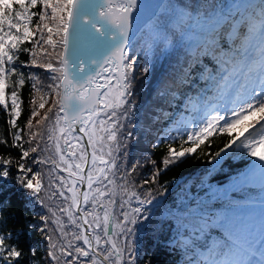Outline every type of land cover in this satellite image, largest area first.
Segmentation results:
<instances>
[{"label": "snow or ice", "instance_id": "snow-or-ice-1", "mask_svg": "<svg viewBox=\"0 0 264 264\" xmlns=\"http://www.w3.org/2000/svg\"><path fill=\"white\" fill-rule=\"evenodd\" d=\"M169 27L192 58L141 114L137 87L155 70L153 47L171 44ZM202 56L214 67L198 72L203 83L176 116L177 89ZM0 114V264H152L147 252L161 246L178 248L183 264H264V0L191 10L170 0H0ZM136 128L152 151L130 161ZM218 136L217 164L252 158L230 190L259 196L220 213L166 212L160 177ZM156 149H166L159 163ZM228 194L209 187L202 206ZM162 217L176 221L178 239H161ZM209 228L220 236L206 240Z\"/></svg>", "mask_w": 264, "mask_h": 264}, {"label": "trees", "instance_id": "trees-1", "mask_svg": "<svg viewBox=\"0 0 264 264\" xmlns=\"http://www.w3.org/2000/svg\"><path fill=\"white\" fill-rule=\"evenodd\" d=\"M171 3L177 7L188 6L191 10L201 3V0H170ZM167 34L171 38V44L166 45L163 40L159 41L151 52V58L155 66V70L152 76L144 82L143 85H138L136 98L138 101V107L143 109L151 103H159L155 100V92L157 87L162 83L171 81L182 67H186L191 60V53L189 51L188 43L180 38L179 33H176L174 29L167 28ZM138 41L135 38L133 41V51L140 54V63H143V51L138 48ZM221 46L227 48L229 46L227 37L221 40ZM26 57H22L25 59ZM202 64L196 67V70L192 73V81L187 85H184L177 89V99L172 101L171 110L174 115H178L184 112V105L188 103V97L195 99L197 89L202 85V81L199 80L198 72L203 70L206 65L208 68L214 67V61L210 56L201 57ZM25 101L22 108V119L28 115L27 100L28 91L27 88L22 93ZM51 107V106H50ZM168 107V105H165ZM46 112V111H45ZM187 114V113H185ZM0 125H4V119L0 114ZM6 134V125L3 129ZM151 137L142 132L140 128L135 129V136L129 142V160L134 161L141 157V155L151 152L149 147ZM215 142L210 146H202L205 151L194 158H188L178 166L170 168L166 173L160 177V182L165 184L169 191L166 196L163 197L164 207L171 210L177 209L179 215L186 212L189 209L190 203L195 199V194H199L202 191H207L209 187H217L221 190L229 189L227 199L224 197L217 201H212L209 207H198L200 210L220 209L223 212L229 210V201L235 205H243L248 199L258 197L260 189L258 187H247L242 190H230L233 178L240 173L245 172L252 158L247 156H240L235 153H230L219 164L212 160V155L223 147L226 142V137H213ZM5 149L0 146V152ZM166 149H156L152 158L158 163L161 157L164 155ZM13 154L15 152L13 151ZM223 155V154H222ZM145 175H149L150 172L147 168L141 170ZM208 197V195H207ZM208 200V199H207ZM161 232L159 233L162 240L165 242L177 239L176 236V221L174 219H168L162 217L159 220ZM220 236V230L217 228H209L205 239L211 240ZM35 243L39 244V238L36 237ZM148 258L151 259L152 264H182L183 257L180 255V250L175 248L170 250L167 246H161L158 249H153L147 252Z\"/></svg>", "mask_w": 264, "mask_h": 264}, {"label": "rangeland", "instance_id": "rangeland-1", "mask_svg": "<svg viewBox=\"0 0 264 264\" xmlns=\"http://www.w3.org/2000/svg\"><path fill=\"white\" fill-rule=\"evenodd\" d=\"M51 104H52V102H51V100L49 101V103L45 106V109H42V111H47L48 110V108L51 106ZM185 114V113H184ZM180 115V114H179ZM179 115H177V116H179ZM185 115H187V114H185ZM260 118V114L258 113L257 115H256V117H249V120H251V121H253L254 122V120L255 119H259ZM35 123V122H34ZM150 147V146H149ZM251 164H252V162H251ZM251 164H250V166H251ZM249 166V167H250ZM213 189H219V188H217V187H214ZM207 193H208V191H202V192H200L199 193V195H197V199H201V198H204L205 200H207L208 199V197H207ZM223 198V196H221L220 198H218V199H216V200H214V201H217V200H219V199H222ZM173 213H177V211H172ZM184 213V212H183ZM176 239V238H175ZM174 240V239H173Z\"/></svg>", "mask_w": 264, "mask_h": 264}, {"label": "bare ground", "instance_id": "bare-ground-1", "mask_svg": "<svg viewBox=\"0 0 264 264\" xmlns=\"http://www.w3.org/2000/svg\"><path fill=\"white\" fill-rule=\"evenodd\" d=\"M44 109H45V108H44ZM43 113H45V111H42V110H41V114H43ZM37 119H38V118H37ZM214 213H217V212H214ZM177 239H178V237H177Z\"/></svg>", "mask_w": 264, "mask_h": 264}, {"label": "water", "instance_id": "water-1", "mask_svg": "<svg viewBox=\"0 0 264 264\" xmlns=\"http://www.w3.org/2000/svg\"><path fill=\"white\" fill-rule=\"evenodd\" d=\"M135 38H136V36H133V37H132V40H134Z\"/></svg>", "mask_w": 264, "mask_h": 264}]
</instances>
